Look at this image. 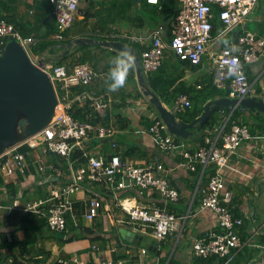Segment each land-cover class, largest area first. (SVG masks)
<instances>
[{"label":"built area","instance_id":"built-area-1","mask_svg":"<svg viewBox=\"0 0 264 264\" xmlns=\"http://www.w3.org/2000/svg\"><path fill=\"white\" fill-rule=\"evenodd\" d=\"M147 1L160 2V0ZM179 1L180 8L171 23V38L166 39L161 28L153 30L149 35L152 38V47L143 52L142 60L146 72L156 70L162 65L167 50L181 60L199 64L213 38L214 21L222 24L218 36H227L235 27L246 25L259 2V0ZM48 2L59 29L57 39H64L63 32L73 25L82 0H48ZM12 39L18 41L27 51L37 40L32 35L24 36L12 22L0 16V55ZM263 50L264 38L245 29L238 38L231 39L229 44L213 55L214 83L218 87H224L229 83L230 98L248 96L252 86L246 74V68L259 60ZM41 67L53 82L59 107L44 128L0 154V170L6 179L11 178L17 171L26 174L30 169L29 153L20 150L25 144L37 148L42 143L46 152L70 160L75 149L85 150L86 141L91 138V135L94 134L100 139H109L118 132L113 125L79 120L70 111L74 102L82 103L89 99L92 100L94 109L99 114L105 115L112 104L111 98L95 96L87 90L70 97L72 87L87 86L99 76V72L91 63H79L72 67L50 63ZM189 105V98L182 95L173 104L172 110L184 111ZM148 133L153 143L163 150L170 151L184 146L168 130L161 118L154 119ZM251 138L253 135L247 125L234 123L229 131L224 132V127L221 128L214 139L207 136L205 145L194 154L187 150H183L181 154L185 156V160L180 161V166L187 169H194L196 162L202 165L203 171L211 164L215 166V172L210 177L208 185L203 188L201 209L210 210L216 216L220 229L194 239L192 250L197 256L207 257L211 254L228 256L245 244L236 229L243 220L235 217L230 210L233 193L225 187L221 169L229 164L232 155L237 152L242 143ZM85 156L87 163L77 168L72 161H69V181L51 186L47 197L39 198L27 205L22 203V195H19L11 204L0 202V212L5 210L8 215H11L18 209L41 213L42 206L49 205L50 228L53 231L64 232L68 228V216L74 208L73 195L80 191L88 192V205L84 216L92 221L100 215L104 207L105 198L101 192H107L130 216L139 232L163 242L182 231L188 214L171 213L161 208H145L133 199L134 196H122V193L127 195L134 190L140 194L156 190L166 202L177 201L180 198L179 191L171 186L168 178L169 170L162 163L153 161L145 166L137 165L132 159H123L119 154L108 158L103 153L85 152ZM34 163L40 172H46L47 169L55 170L53 163L45 162L41 158H36ZM87 182H91L99 190L91 189ZM106 206H110L109 203ZM93 248L99 250L96 245H93ZM147 251V248L140 246L141 264H148L144 262ZM58 262L59 264H126V260L115 262L110 255L102 256L96 262L78 255L60 258ZM153 262L160 264L159 258H155Z\"/></svg>","mask_w":264,"mask_h":264},{"label":"crops","instance_id":"crops-1","mask_svg":"<svg viewBox=\"0 0 264 264\" xmlns=\"http://www.w3.org/2000/svg\"><path fill=\"white\" fill-rule=\"evenodd\" d=\"M44 1L46 2L47 8L40 13L39 18L45 17L46 20H51L52 15L53 20L56 21L52 8L49 7V2H47V0ZM141 1L142 0H129V9L132 10V8H137L141 12ZM170 1L173 3L174 8L179 10L180 1ZM31 2V0H9V3H7V6L4 8L5 14H0V16L6 18L14 24L23 21H29L35 24L34 21L25 17L28 13L30 14V12H32L29 11ZM112 3L113 0H82L74 21V33L70 35L72 39L77 37H91L96 40L119 41H124L125 39L126 41L124 42L131 46H133L131 41H139L146 45H151V39L148 35L156 28L162 29L163 36L166 39L171 38L170 18L162 16L163 18H159L158 20L150 19V16L152 15L151 13L153 12L151 9L139 13L140 16L144 14V23L137 19H133L134 17H137L136 15L138 14L132 15V13H129V17L124 20L123 24H119V26L116 27L117 29L111 28L112 23H106V27L103 24L97 25L98 20H102L101 17L106 15L105 11L107 8L112 7ZM131 4L134 5L131 6ZM162 4L161 6L163 8ZM115 9L118 8L116 7ZM89 10H92L91 12L94 15L91 16L88 20V24L86 25L83 18ZM254 18L258 19L259 22L257 24V29L249 28V21H252ZM244 28L253 31L264 38V0H260L256 5ZM219 30L220 28L216 29L213 34V38L208 44L207 52L203 56L202 61L197 65H193L192 68L187 67L186 65L184 66L186 69L185 78L188 81L206 83L210 78L215 76L213 55L220 52V50L229 44L230 40L235 37L234 31H231L227 36L219 37ZM33 35H35V33H33ZM87 44L94 46L99 45L96 42ZM63 45L64 46L62 47H66L65 43ZM81 46L75 44L71 46L72 49L70 48V51L77 53L79 51L77 48ZM94 46L91 47L96 49V55H103V58L98 61L95 68L101 72V75L85 87L91 94L111 95L115 98L114 108L112 107L107 110V116L112 123L119 125L117 120L120 115H123V118H126L125 121H127V126L124 128L119 126L120 129L118 128L117 139L119 140V143H117V151L120 153L123 151H131L133 153V157H131V159L137 165L142 166H145L149 162H153L154 159L159 158L169 169L168 178L171 186L177 188L179 191L180 200L182 199L185 203H187V205L185 204L186 206L183 211L180 213L181 215L188 214V218L182 226V231L176 233L175 236L173 235L171 238L160 242V245L155 252L161 251L160 256L168 258L166 264H168L171 257H174L183 264H193L195 254L192 247L194 239L199 236L202 237L210 231L220 229L216 216L210 210L201 209L202 198L204 196L203 188L208 185L210 175L208 176L207 172V176H205V180H203V182L202 177L208 167H206L204 171L202 167L200 179L194 187V180H192L194 176L190 174L187 168L180 166L182 157L181 154L183 153V150L188 151L197 144L196 132L188 138L181 140L180 142H182L184 146L174 150L166 151L154 144L150 134L148 133V120L154 121L155 118L161 117L155 105L151 102L150 96L148 97L144 94L142 85L138 80L136 70L134 74L129 70L124 87L119 88L115 92L108 88V77L111 69L115 67L113 61L116 57L124 54L125 52L103 45H101L104 48H102L103 51H98L100 49H97L96 47L94 48ZM66 52H68V48ZM58 53H60L61 56L64 54V50H60ZM174 55L175 54L169 50L165 53L163 60L164 65H162L166 67L168 71H171L170 69H176L175 66L179 63V61L175 59ZM98 65L101 70L98 69ZM132 65L134 66V69H136L135 64L132 63ZM263 67L264 50L259 60L249 65L247 68L249 69L251 75H259ZM260 90V94L252 91L250 95H258L259 97L264 98V91L262 92V89ZM210 100L213 99L207 100L204 105ZM161 101L169 110L172 111V107L168 106L162 99ZM151 103L154 105L153 107L151 106ZM172 112L175 113L174 111ZM118 113L120 114L118 115ZM173 135L176 136L175 134ZM94 137L95 135L93 134L91 135V138L86 141L87 151L97 154L106 153L107 155H109L108 153L114 152L115 149L112 148V144L108 139H103L101 143H99L96 141V137ZM28 153V161L31 162V169L28 174L23 175L21 178L12 177V181L16 184L17 188H19L18 196L22 195V203L27 205L39 198H43L42 195L45 193V197H47L51 186H54L55 184L61 185L66 180L64 179V170L60 167H55V170L47 169L49 171L46 172H40L38 170V167L34 163L36 158H41L45 162L50 160V157L45 155V153H48L45 152V146H37V148L30 150ZM221 173L225 187L233 193L231 212L234 216L237 212H240L246 219H248L246 220V227L248 228L249 234L247 235V239L244 241V246L238 250L232 251L228 256H220L217 254H211L209 256L214 255L218 258H228L229 262L239 250L246 247L250 249L249 253H255L254 257L248 264H264V130L256 131L253 138L245 140L238 148L237 152L232 155L229 164L225 168L221 169ZM5 180L7 181L8 179L5 178ZM86 184L95 191L99 190V188L91 182H87ZM86 184L85 186H87ZM199 187L202 194L197 193ZM101 193L105 198V201L103 202L104 207L101 209L100 215L92 221L87 220L84 216L88 205V192L80 191L73 195L74 208L72 213L69 214L70 219L72 220L70 227H90L95 231L96 236H103L106 239V244L104 243L102 245L99 242H94L90 239V237L86 236L64 241L62 239V235L64 239L66 236L62 234V232H54L47 226L38 227V225L34 224L32 221H28L24 218L25 213L29 212L30 215L34 217V215H39V212H25L16 209L11 215H8L4 210L0 212V264H14L13 259H15L18 255H20V257L18 256V262H20V264H59L58 260L60 258H69L74 255L96 262L102 256H111V253L117 249H119V252H126L128 254L135 253L137 251L140 252L139 245L122 238L120 228L124 227L141 235L147 237L150 236L136 230L135 224L131 221L129 215L122 210L115 198L110 197L112 196L110 193ZM122 196H134L133 199L145 208L167 209L169 207V202L162 199L159 192L156 190L143 194L134 190L131 193L129 192L127 195L122 193ZM5 197L6 189L1 186L0 202L11 204L14 200V198L9 200ZM199 197L200 199L198 200ZM107 203H109L110 206H106ZM243 222L244 220L242 223ZM24 225L30 229L29 231L37 232L38 238L36 241L30 242L26 246L21 243L14 246L13 240L16 239V237L19 242H22V238L24 237V230L22 229V226ZM239 230L237 229L238 232ZM5 237L6 241L3 240ZM240 237L242 239L241 233ZM164 244L168 245L170 250H163ZM93 245H96L97 247L101 246L104 250H96L93 248ZM155 258H157L156 255L148 253L144 257V262L152 264ZM217 262L218 263L215 264H220L219 261ZM153 264H155V262H153Z\"/></svg>","mask_w":264,"mask_h":264},{"label":"trees","instance_id":"trees-1","mask_svg":"<svg viewBox=\"0 0 264 264\" xmlns=\"http://www.w3.org/2000/svg\"><path fill=\"white\" fill-rule=\"evenodd\" d=\"M260 1V0H259ZM48 2V0H47ZM163 3V4H162ZM259 3V2H258ZM49 4V3H48ZM163 5V8L161 6ZM134 4H131L133 6ZM118 6L117 2L113 1L112 7L115 9ZM51 8V6L49 5ZM107 8L106 11L113 10V8ZM140 7H141V12H144L145 10H153L151 13L152 15L150 16V19L153 20H158L159 18H170V29H171V23L175 19L178 10L174 8L173 3L170 0H161L159 4H153L149 3L147 0H142L140 2ZM92 11V10H91ZM90 10L86 12L84 15V22L86 25L88 24V20L93 16L94 14ZM105 11V12H106ZM137 17H134L133 19H137L140 22L144 23V14L140 16V14L136 15ZM163 16V17H162ZM6 19V18H5ZM102 20H98L97 25H104L105 27L107 26L106 23L111 24L112 23V18L111 15H109L106 12V15H103L101 17ZM14 24V23H13ZM16 29L19 30L24 36H31L33 33H35L38 36L37 42L33 46L34 54L40 53V56L44 54L45 51L50 52L51 54H55L56 59H49L52 62L53 65L55 64H63L68 67H72L75 64L79 63H91L92 65L97 66V63L100 59L103 58V55H96L95 50L90 45L87 44L85 46L78 47L79 53H75L73 51L66 52L67 51V44L72 40V37L70 36L71 34L74 33V23L73 25L68 28L66 31L63 32L64 34V39H57V35L59 33L58 25L56 21H50L46 20L44 17L42 19L41 23H35L33 24L32 22H27L23 21L20 23H15L14 24ZM218 26V22L214 21V29L212 31V34L215 33L216 29ZM241 28V29H240ZM244 26H237L234 28V35L235 39L238 38L239 35H241L244 30ZM94 30V28H93ZM238 30V31H237ZM81 31V30H80ZM82 32V31H81ZM116 39V38H115ZM124 41H126L124 39ZM123 41V42H124ZM66 44V47L63 44ZM131 44L135 46L136 50L139 53H142L144 50H148L151 45H146L144 43H141L139 41H131ZM100 49L98 51L102 50L101 45H95L94 48ZM104 49V48H103ZM60 50H64V54L60 56V53H58ZM103 51V50H102ZM168 51V50H167ZM170 51V50H169ZM171 52V51H170ZM175 59L179 61V63L175 66L176 69H170L171 71H168L166 67L161 65L158 69L150 71V72H145L144 71V78H145V84L149 86L157 95L170 107L173 106V104L176 102V100L182 96L185 95L189 98L190 100V105L184 110V111H174L176 116L180 119H183L187 122L193 121L195 118H197L203 111L204 108V103L209 100V99H215L217 97H224V96H229L230 88H229V83L224 86V87H218L214 83V77L210 78L206 83L205 82H198V81H188L185 77L186 75V69L184 66L186 65L187 67L192 68L193 65L188 61L181 60L178 58L176 55H174ZM197 65V64H196ZM248 67V66H247ZM130 71L134 74L135 69L134 66L132 65ZM246 74L248 76L249 81L252 83L253 82V75L250 74V71L248 68H246ZM101 73L99 72V76ZM86 90L85 85H78L75 86L71 89L70 97H74L77 93L83 92ZM95 96H98L94 94ZM104 98H111L112 99V104L108 108H114L115 106V98H113L111 95H102ZM152 104V103H151ZM153 105V104H152ZM154 106V105H153ZM71 113L74 115L75 118L82 120V121H90L94 124H106V125H113L117 128L121 126V128L127 126V121H125L126 118H123V115H120L118 117V124L116 125L110 121L108 118L107 114L101 115L99 114L94 107L92 106V100H85L82 104L80 102H74L72 105V108L70 109ZM173 111V110H172ZM231 112V107H220L218 110L214 111L211 116L208 118V120L205 122L204 126L202 127L201 130L196 132V140L197 144L190 148V153L194 154L196 151H198L202 146L205 145V140L207 136H210L211 138H215L220 129L224 127V132L229 131L231 126L234 123H239L242 125H248L250 128L251 133L254 135V133L258 130H264V113L257 114L256 112L245 108L243 106H237L232 115L229 116ZM120 113H118L119 115ZM117 115V116H118ZM159 118V117H158ZM125 121V122H124ZM150 122V123H149ZM154 123L152 120H148L149 127ZM120 129V128H119ZM149 129V128H148ZM96 137V136H95ZM94 137V138H95ZM177 140L181 141L184 140V138L181 137H176ZM96 141L101 143L103 139H100L98 137L95 138ZM111 144L112 148L115 149L114 152L106 153L108 158L112 157L114 154H119L123 159L133 157V153L131 151H126L120 153L117 151L118 149V144L119 140L117 139V134L109 137L108 139ZM220 141V139H219ZM115 143V144H113ZM21 151L29 152L30 150H34V148L30 144H25L20 148ZM46 152V151H45ZM85 152L90 153L87 151L86 147L84 149L77 148L75 149L72 154L70 160L66 157H61L59 155L55 154H50V153H45V155H48L50 157V160L48 163H53L55 167H60L64 170V179H66L63 184L67 183L69 181V174H70V165L69 161H72L73 165L75 168L84 165L87 163V158L85 156ZM58 160V162H57ZM60 160V161H59ZM185 160V156L183 155L181 157V161ZM46 161V162H47ZM155 162H160L162 163L165 167V163L162 162L159 158L154 159ZM167 168V167H166ZM31 169V167H30ZM27 170L26 174H28L29 170ZM168 169V168H167ZM169 170V169H168ZM190 174L194 176L192 180H194L193 186L195 187L197 184V181L200 179V172L202 170V166L199 162L195 163V168H189L188 169ZM49 171V170H47ZM208 172V173H207ZM215 172V166L213 164L209 165L206 172L203 174L202 177V182L205 180L206 173L210 177L213 175ZM20 172L17 171L15 175L12 177L15 178H21L23 175ZM8 179L7 181L5 180L4 175L2 174L0 170V187L3 186L6 189V197L7 199H15L18 196V191L19 188H17L16 184L12 181L13 178ZM209 177V178H210ZM40 187V186H39ZM41 194L40 192H38ZM200 193V187L198 189V192ZM42 195V194H41ZM43 198H45L46 193L42 195ZM113 198L112 196H110ZM200 197L198 198V200ZM113 200V199H112ZM116 200V199H115ZM112 203V202H111ZM187 205V203L184 202V200H180V198L175 201V202H169V207L165 210L171 212V213H176L180 214L181 211H183L184 207ZM230 210L232 211V207H230ZM48 212H49V205H44L42 206V212L39 215H34L31 216L30 213H25L24 218H26L28 221H32L34 224L38 225V227H49L48 224ZM236 213V212H234ZM236 217H242L244 222L237 227L239 230V235L241 233L242 240L245 241L247 239V235L249 234L248 228L246 227V223L248 219L243 216L242 213H236ZM130 217V216H129ZM70 215L68 216V228L66 231L62 232L66 236V238L62 239L64 241L66 240H72L74 238H82V237H90V239L94 242H99L102 245L105 243L106 244V239L103 236H96L95 231L91 229L90 227L84 226V227H70L71 223ZM24 230V237L22 238V242L18 241V238L14 239V246L18 245L19 243L23 244L26 246L30 242L36 241L37 240V232L29 231L30 229L26 227L25 225L22 226ZM51 229V228H50ZM52 230V229H51ZM53 231V230H52ZM55 232V231H54ZM6 241V237L3 239ZM8 244V243H7ZM99 249L101 250V246H99ZM108 249V248H107ZM104 250V249H102ZM250 249L244 247L241 250H239L236 255L231 259V261L228 262V258H218L217 256H207V257H200L197 256L196 254L194 255V261L193 264H215L218 263L217 261L220 262V264H248L249 261L254 257L255 253H249ZM140 252L137 251L135 253H126V252H119V249L116 251L114 250L111 253V258L115 261L118 262L119 260H126V264H141V258L139 254ZM151 253V255H156L157 258H159V263L160 264H166V261L168 260L167 257H161V251L159 252H153L148 250L147 254ZM20 257V255H18ZM16 256L14 260V264H20L19 257ZM168 264H183L182 262L176 260L174 257H171L169 260Z\"/></svg>","mask_w":264,"mask_h":264},{"label":"water","instance_id":"water-1","mask_svg":"<svg viewBox=\"0 0 264 264\" xmlns=\"http://www.w3.org/2000/svg\"><path fill=\"white\" fill-rule=\"evenodd\" d=\"M37 37V35H34ZM98 43L132 55L137 77L145 95L150 96L168 130L181 138H188L202 129L211 114L220 107H231L230 115L237 106L248 108L257 114L264 113V98L258 95L242 98L218 97L204 105L202 113L191 122L177 118L160 97L145 84L139 52L119 40H96L91 37H77L68 43L71 46ZM98 69L100 66L98 65ZM59 107L55 87L49 75L35 63L22 45L12 39L0 55V154L26 137L44 128L54 117ZM229 115V116H230ZM122 238L155 252L160 245L158 240L137 232L120 228Z\"/></svg>","mask_w":264,"mask_h":264},{"label":"rangeland","instance_id":"rangeland-1","mask_svg":"<svg viewBox=\"0 0 264 264\" xmlns=\"http://www.w3.org/2000/svg\"><path fill=\"white\" fill-rule=\"evenodd\" d=\"M31 7L29 9L30 14L28 13L25 17L31 19L32 21H34V23H41L43 18H39L40 13H42L46 8V2L44 0L38 1V0H31ZM115 2H117L118 9H114L106 11L109 15H111L112 18V29H117L116 27L119 26V24H123L124 20H126L129 13L133 14H139L140 10H138L137 8L133 9H129V0H113ZM7 3H9V0H0V14L4 15L5 14V6H7ZM52 14V13H51ZM50 14V15H51ZM50 21H54L53 17L51 15V20ZM258 19L254 18L252 21H249V28L251 29H257V24H258ZM256 27V28H255ZM218 28H222V24L220 23L218 25ZM30 53L34 52L33 48H31ZM33 59H36V63H38L39 65H48L52 62L55 61V54H51L48 51H45L44 54L42 56H40V53L37 52V56L38 57H33L32 55H30ZM40 57V58H39ZM54 59V61H50L49 59ZM254 80H253V85H252V91L255 93L260 94L262 89V92L264 91V67L261 69V73L259 75H253ZM148 96V95H147ZM149 97V96H148ZM153 107V105H151ZM40 147H44V144L40 143L39 144ZM173 246V245H172ZM168 245L164 244L163 245V250H167ZM170 250V249H169Z\"/></svg>","mask_w":264,"mask_h":264},{"label":"clouds","instance_id":"clouds-1","mask_svg":"<svg viewBox=\"0 0 264 264\" xmlns=\"http://www.w3.org/2000/svg\"><path fill=\"white\" fill-rule=\"evenodd\" d=\"M161 1V0H160ZM151 3V2H149ZM154 4H157V3H154ZM51 6V5H50ZM52 8V7H51ZM157 29V28H156ZM150 35V34H149ZM148 35V37H149ZM34 36V35H32ZM35 37V36H34ZM37 40H38V36L35 37ZM150 38V37H149ZM151 39V47H152V38ZM36 40V42H37ZM126 43V42H125ZM34 46V45H33ZM33 46L31 48H33ZM67 47H68V44H67ZM150 47V48H151ZM29 48V50L31 49ZM149 48V49H150ZM72 49V48H71ZM26 50V49H25ZM27 51V50H26ZM145 51V50H144ZM143 51V52H144ZM29 56L32 55L33 57H38L37 54H34V52L30 53V51H27ZM143 52L142 53H139L140 55V59H141V67L143 69V73L145 71L144 67H143ZM31 57V56H30ZM40 58V57H39ZM32 59V57H31ZM33 60V59H32ZM34 61V60H33ZM35 62V61H34ZM36 63V62H35ZM132 63L135 64V61H134V58L132 57V55L127 52H125L124 54L116 57L113 61V64L115 65V67H113L110 71V74H109V83H108V88L115 92L117 91L119 88H122L125 86V83H126V78H127V74L129 72V70L131 69L132 67ZM38 64V63H37ZM163 64V63H162ZM41 66V65H40ZM136 67V66H135ZM97 70V69H96ZM136 70V69H135ZM98 71V70H97ZM99 72V71H98ZM146 72V71H145ZM101 73V72H100ZM251 83V82H250ZM253 85V83H251V86ZM78 86V85H77ZM73 88V87H72ZM251 92H252V88H251ZM251 94V93H250ZM248 95V96H252V95ZM229 97V96H227ZM234 107L231 106V110L233 109ZM107 114V112H106ZM230 115V114H229ZM239 124V123H238ZM248 126V125H247ZM249 127V126H248Z\"/></svg>","mask_w":264,"mask_h":264}]
</instances>
